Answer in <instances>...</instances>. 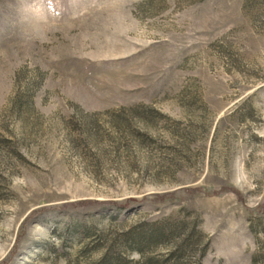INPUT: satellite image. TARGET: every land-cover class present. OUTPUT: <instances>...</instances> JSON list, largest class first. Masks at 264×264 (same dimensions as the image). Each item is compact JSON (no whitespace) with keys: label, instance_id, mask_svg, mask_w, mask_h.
<instances>
[{"label":"rangeland","instance_id":"rangeland-1","mask_svg":"<svg viewBox=\"0 0 264 264\" xmlns=\"http://www.w3.org/2000/svg\"><path fill=\"white\" fill-rule=\"evenodd\" d=\"M106 251L264 264V0H0V264Z\"/></svg>","mask_w":264,"mask_h":264},{"label":"trees","instance_id":"trees-1","mask_svg":"<svg viewBox=\"0 0 264 264\" xmlns=\"http://www.w3.org/2000/svg\"><path fill=\"white\" fill-rule=\"evenodd\" d=\"M191 190H195L198 191L199 189H191ZM163 196V195H162ZM88 202V201H86ZM86 202H77L76 204H82V203H86ZM98 203H104L106 202L105 200H100V201H96ZM117 205V203H114ZM122 206V205H119ZM44 209H37L34 210L30 213V215L28 217H26L24 219V223L30 219L34 214H37L41 211H43ZM24 226V225H23ZM163 231H158L155 229H151L150 231H140L137 232L133 235L132 239V244L136 246V250L138 252H142L141 247L144 246V244H151L153 242H155L160 236H164V233H162ZM120 256L119 255H113V253H111L110 251H106L103 253V255L93 264H117V262L119 261ZM121 264H132L128 261L121 263Z\"/></svg>","mask_w":264,"mask_h":264}]
</instances>
